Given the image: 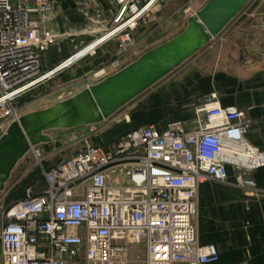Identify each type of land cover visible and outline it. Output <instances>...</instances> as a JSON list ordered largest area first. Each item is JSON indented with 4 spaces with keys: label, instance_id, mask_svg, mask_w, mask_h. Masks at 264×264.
Here are the masks:
<instances>
[{
    "label": "built area",
    "instance_id": "2783aa9c",
    "mask_svg": "<svg viewBox=\"0 0 264 264\" xmlns=\"http://www.w3.org/2000/svg\"><path fill=\"white\" fill-rule=\"evenodd\" d=\"M112 1L117 9L102 36L124 48L160 0ZM59 6V0H0V131L22 116V96L83 58L73 61L74 53L43 70L46 52L69 36L48 27ZM125 60H113L95 76L116 73L129 64ZM216 99L211 94L198 109L203 117L193 129L183 121L163 132L140 127L106 145L80 147L46 168L60 149L32 147L28 154L44 186L0 204V264H130V247L139 238L145 264L217 262L218 249L198 240L199 187L225 182L229 167L240 185L253 186L245 176L264 167V150L245 140V113Z\"/></svg>",
    "mask_w": 264,
    "mask_h": 264
},
{
    "label": "crops",
    "instance_id": "0c3cea01",
    "mask_svg": "<svg viewBox=\"0 0 264 264\" xmlns=\"http://www.w3.org/2000/svg\"><path fill=\"white\" fill-rule=\"evenodd\" d=\"M72 1L75 7L65 9L59 6L54 14L55 20L48 25L56 32L73 36L65 45L46 52L43 66L47 63L48 70L109 29L113 15L107 20L97 21L95 15H91L93 11L100 18L111 8L114 12L116 9L115 5L110 6L112 0ZM93 24L99 26L94 28ZM160 28L152 33L150 25L140 26L133 33L132 45L124 48L120 46L119 39L104 41L84 56L85 64L79 66L84 72L104 68L113 60L128 59L136 48L143 51L140 57L179 35L171 36L169 29L168 33ZM96 33L102 34L90 41V36ZM219 35L224 38L222 49L203 52L201 49L109 119L96 125L78 127L84 129L75 132L77 139L101 146L140 127L153 126L163 132L175 121H183L188 129H193L196 117H203L197 113L198 109L211 101L210 95L216 93V101L221 107H234L245 113L249 120L245 140L252 147L264 150V0H255ZM74 36L84 37L75 39ZM79 43L88 44L79 48ZM153 43L157 44L146 48ZM235 49L236 54L233 53ZM241 54L244 58H237ZM90 85L93 84L81 90ZM53 132H47L52 138L51 145L62 141V135ZM228 170L225 182L207 181L199 187V244L213 245L219 251L218 261L209 264H264V167L246 173L245 178L252 180L253 186L240 185L237 171L232 167Z\"/></svg>",
    "mask_w": 264,
    "mask_h": 264
},
{
    "label": "water",
    "instance_id": "95a60500",
    "mask_svg": "<svg viewBox=\"0 0 264 264\" xmlns=\"http://www.w3.org/2000/svg\"><path fill=\"white\" fill-rule=\"evenodd\" d=\"M250 1L209 0L188 18L179 35L72 97L12 122L0 136V193L32 147L52 142L47 132L96 125L109 119L209 44ZM59 4L65 9L75 7L72 0H59Z\"/></svg>",
    "mask_w": 264,
    "mask_h": 264
},
{
    "label": "rangeland",
    "instance_id": "374dc122",
    "mask_svg": "<svg viewBox=\"0 0 264 264\" xmlns=\"http://www.w3.org/2000/svg\"><path fill=\"white\" fill-rule=\"evenodd\" d=\"M208 1L209 0H160L158 4L155 6V11L150 16L147 24L151 26L152 33H154L160 27H162L166 31L169 29L168 31H170L171 36L180 34L184 30V26H186V20L190 16L194 15L197 11H199L202 7H204V5ZM254 2L255 0H251L249 4L243 9V11L236 18H238L245 11H247L248 8L251 6V4ZM113 5L115 4L112 1V5L110 4V6L113 7ZM114 14H115L114 9L111 8L110 10L105 12L103 16L101 15L100 18L99 16H97L98 14L96 13V11H93L91 15L92 16L95 15L98 21V20H107L112 15L114 17ZM110 21L108 24L109 28L112 25L113 19H110ZM168 21L170 22L166 24ZM98 26L99 24H93L94 28H97ZM171 28L174 30L172 31ZM101 34L102 33L93 34V36H90L89 40L92 41L95 38L99 37ZM81 37L84 36H74L75 39ZM72 38L73 36L72 37L66 36L54 48L65 45V43L67 41H70ZM98 41L99 38L95 40L94 43L92 42L89 43L88 52H90L92 48L96 46ZM71 43L73 44V41H71ZM82 44L83 43H79V48H81L80 46ZM86 44H83V46H85ZM156 44L157 43H153L150 46H146V48L148 49ZM223 44H224V38L222 37V35H219L218 37L213 38L209 42V44H207L203 48V50L200 51L203 52L207 49H211L212 51L216 49L217 50L222 49ZM85 47L80 49L78 53L81 55L87 53L86 51L87 49H85ZM141 50L142 49L138 50L136 48L134 50V53L128 59L126 58L125 60L126 63L124 64L126 65L129 62L134 61L137 57H139V55L143 52ZM236 52L237 49L233 50V53L236 54ZM241 57L244 58L242 54L240 57L238 56L237 58L241 59ZM84 64L85 61L84 59H82L80 62L76 63L72 67L62 72H59L41 86L37 87L36 89L22 96L17 102V106L21 110L22 115L29 112L45 109L47 107L52 106L56 102L66 100L72 97L73 95H75L76 93H78V91H80L84 86L98 83L104 77H106V75L95 76V74L99 72L101 69L99 67L93 70L91 69L86 70L85 72L82 71V68L79 65H84ZM48 68H49L48 64L45 63L43 66V70L47 71ZM72 69L74 70L72 71ZM83 129L84 128L81 129L78 128L72 130L69 129L56 130V131L54 130L53 133H58L62 135L61 138L62 141L58 142V144L56 142L55 145H51L52 143L51 142L50 144L43 145V147L46 152H51L56 149H60V151L54 157H52L51 160L50 159L46 160L47 162H45L44 167L46 168L49 165H54L55 163H58L61 159L72 154L80 147H83L85 145H91L90 143L89 144L85 143L86 141L82 143L81 140L77 139L78 137L77 135H75V132L82 131ZM3 133H4L3 131H0V136ZM30 186L32 187L34 186L36 190L42 189L44 186V180L41 175V169L37 166H34V160L31 154L27 153L26 156L18 162V164L16 165V167L14 168L11 174L10 179L6 183L3 192L0 193V204L3 203L8 205L26 198L27 188ZM135 245L136 246L134 247H130V264H145V248L143 244V239L139 238V240L137 241V243H135Z\"/></svg>",
    "mask_w": 264,
    "mask_h": 264
},
{
    "label": "bare ground",
    "instance_id": "6f19581e",
    "mask_svg": "<svg viewBox=\"0 0 264 264\" xmlns=\"http://www.w3.org/2000/svg\"><path fill=\"white\" fill-rule=\"evenodd\" d=\"M188 20V19H187ZM187 23V22H186ZM97 40V39H96ZM105 40V37L103 38V36H101V37H99V41L97 42V44H96V46L95 47H93L92 48V50L91 51H93V49H95L96 47H97V45L98 44H100V43H102L103 41ZM95 41V40H94ZM94 41L92 42V43H94ZM84 48V47H83ZM89 48V44L88 45H86V47H85V49H87L86 51H87V53H85V54H79L78 52H79V50L76 52V54H75V56H74V59H73V61L74 60H76V59H79V57H84V56H86L89 52H88V49ZM82 49V48H81ZM90 51V52H91ZM106 78V77H105ZM241 162L243 163V164H247V161H246V159H241Z\"/></svg>",
    "mask_w": 264,
    "mask_h": 264
}]
</instances>
